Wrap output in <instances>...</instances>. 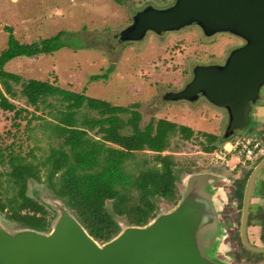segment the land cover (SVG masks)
Returning a JSON list of instances; mask_svg holds the SVG:
<instances>
[{"label":"rangeland","instance_id":"rangeland-1","mask_svg":"<svg viewBox=\"0 0 264 264\" xmlns=\"http://www.w3.org/2000/svg\"><path fill=\"white\" fill-rule=\"evenodd\" d=\"M173 1L0 0V51L6 47V26L11 27L18 42L26 43L52 36L60 30L65 31L66 35L62 39L66 44L64 47L49 54L15 57L5 62L3 68L19 74L24 80H47L63 88L105 99L114 105L130 106L137 102L141 112L140 126L151 118H164L190 127L193 135L189 139H182L179 135L171 136L168 148L162 152L173 155L176 161V183L182 189L181 178L186 172L209 167L207 163L210 155L201 151V144L206 143L205 137L196 132L214 133L223 137L227 112L203 96L188 102L169 100L164 95L168 91L181 89L191 79L195 65L223 62L242 40L226 32L205 36L195 24L160 34L147 31L137 41H121L117 38L119 31L131 23L136 11L146 5L164 8ZM77 45L80 46L75 47ZM106 72V78L90 79L92 75ZM14 89L17 96L11 98V101L15 109H0V191L8 184L6 179L10 168L7 159L10 154L39 159L57 141L50 133L48 123L34 117L41 115L51 119L46 114L47 109L34 111L19 95L20 86L14 85ZM258 103L261 112L264 110V91ZM91 115L95 114L91 112ZM220 116H223V122L216 123ZM261 116L262 120L257 122L251 119L250 125L254 128L252 134L261 142L264 154V135L261 134L264 133V114ZM204 122L203 126L199 124ZM88 134L95 138L100 136L94 130H88ZM240 134L242 130H237L228 139L232 140ZM149 153L145 150L136 152L135 156L140 160L141 157H148ZM259 159L249 163L250 168L246 167L243 171L239 166L231 173L224 172L228 175L227 179L219 183H222L228 200L223 207L218 208V219L227 232V235L222 234L216 245V259L220 261L234 264L264 261V256L254 254L242 246L238 234L241 197H237L234 189L236 181L249 173ZM129 167L132 168L133 164L129 163ZM26 193L42 203L49 212V226L45 231L50 230L58 216L55 204L63 202L43 182L34 179H28ZM154 200L158 207L157 214L174 205L160 198ZM232 202L237 205H232ZM106 206L110 207V202L107 201ZM115 218L120 225L127 224L122 218ZM0 221L11 229L22 227L6 219L1 212ZM229 221L231 223L227 224Z\"/></svg>","mask_w":264,"mask_h":264},{"label":"trees","instance_id":"trees-1","mask_svg":"<svg viewBox=\"0 0 264 264\" xmlns=\"http://www.w3.org/2000/svg\"><path fill=\"white\" fill-rule=\"evenodd\" d=\"M5 30L6 47L0 51V109H15L11 98L17 96L14 85H19V95L27 105L34 111L47 109L51 119L34 117L48 123L57 141L39 159L9 155L8 184L0 191V212L4 217L22 227L47 230L49 212L26 193L28 179L43 182L100 242L120 229L115 217L127 224L142 225L157 211L155 198L175 203L179 196L176 161L171 153L162 152L168 148L171 136L189 139L193 130L164 118H151L140 126L137 102L114 105L47 80H24L5 70L3 65L10 59L49 54L66 45L62 40L66 34L61 30L28 43L18 42L11 27L6 26ZM100 77L106 78L107 72L90 79ZM88 130L100 136L95 138ZM200 134L206 140L202 149L212 150L214 135ZM145 150L151 154L137 160L135 153ZM107 201L110 207L106 206Z\"/></svg>","mask_w":264,"mask_h":264},{"label":"water","instance_id":"water-1","mask_svg":"<svg viewBox=\"0 0 264 264\" xmlns=\"http://www.w3.org/2000/svg\"><path fill=\"white\" fill-rule=\"evenodd\" d=\"M191 24L205 35L229 32L244 44L232 49L222 64L195 65L191 79L164 96L188 101L203 96L227 112L225 136L237 130L252 134L250 103L264 85V0H174L164 8L146 5L117 38L137 41L147 31L160 34ZM263 167L264 154L245 181L240 206V240L255 253H264V245L251 244L246 227L254 180ZM189 175L190 180L193 174ZM204 175L209 182L218 178ZM213 175L215 179L210 178ZM202 194L207 196L203 186L196 191L188 186L170 209L155 213L142 225L119 224L118 232L101 243L62 203L55 204L58 216L48 231L11 229L0 221V264H228L214 256L221 228Z\"/></svg>","mask_w":264,"mask_h":264},{"label":"crops","instance_id":"crops-1","mask_svg":"<svg viewBox=\"0 0 264 264\" xmlns=\"http://www.w3.org/2000/svg\"><path fill=\"white\" fill-rule=\"evenodd\" d=\"M260 107L261 106L256 105L252 108V110H251L252 121L257 122L259 120H262L261 115L264 114V110L259 112ZM223 120H224L223 116H220V118L217 119L218 122H216V123H219L221 121L223 122ZM199 124H201L203 126L205 124V122L199 123ZM200 132H203V131H199L196 133H200ZM205 133H207V132H205ZM210 134L214 135V137H215V139L212 141L214 148L210 151H204L201 147V149H202L201 151L206 152L210 155V158L208 159V163H207V165L209 167L207 169H198V170H194V171H188L184 174V176L181 178L182 189H179V187L177 186L179 196H178V199L176 200V202L182 197V195L184 194V192L188 186H192V190H195V191L198 190L199 187L203 186L204 190L207 193V196L202 194L201 197H204L203 199L206 198L208 200V203L210 204L211 208L214 211L215 220L217 221L219 227L221 228L220 233H219L220 238H221L222 234L224 233V235H227V232H226V229L223 228V226L221 225V222L218 219V216H219L218 211L220 209L219 207H223V205H225L228 200H227L226 193L224 191V187H223L222 183L221 184H219V183L225 182L224 180L227 179L228 175L225 174L224 172L234 171L239 166L242 167L241 171H243V169H245L246 167L247 168H250V167H248L249 166L248 164L242 165V164L238 163L237 156L235 154L228 155L227 156V162L224 165L213 162L212 158H213V154L215 153V151L222 149V148L228 149L230 145H229L228 136H225L223 134V137H218L214 133H210ZM261 134L264 135V133H261ZM224 166H228V167L225 168ZM187 167H189V165ZM252 168L250 169L249 173L251 172ZM195 173H196V175H195ZM204 173H209L211 175L214 174L215 176L218 175V178L215 179L216 177L213 175L210 178L213 179V177H214L215 180H213L212 182L211 181L209 182L208 178L205 179V177H203V176H205ZM249 173H246L244 175V177H241L240 179H238V181H236V185H235L234 189H235L236 195H238L237 197L240 196L242 198L244 184H245V181H246ZM189 174H193L190 180H189V178H190ZM195 179H196V181H195ZM176 185H177V183H176ZM235 204L237 205V203H235ZM235 204H234V202H232V205L235 206ZM240 206H241V203H240ZM246 236L248 238V241L251 244L257 245V246L264 245V167L259 171V173L257 174V176L254 180V184H253V188H252V192H251L250 203H249ZM252 253L259 254L260 256H264V253H255V252H252ZM214 256H216V257L218 256V249L217 248H216ZM226 262L228 264H234L230 261H226ZM255 262L264 263L263 260H258ZM249 263H251V262H249ZM245 264H247V263H245Z\"/></svg>","mask_w":264,"mask_h":264},{"label":"built area","instance_id":"built-area-1","mask_svg":"<svg viewBox=\"0 0 264 264\" xmlns=\"http://www.w3.org/2000/svg\"><path fill=\"white\" fill-rule=\"evenodd\" d=\"M229 148L219 149L213 154V162L226 164L227 156L235 154L238 163L246 165L254 163L263 154L260 140L253 134H240L229 140Z\"/></svg>","mask_w":264,"mask_h":264},{"label":"flooded vegetation","instance_id":"flooded-vegetation-1","mask_svg":"<svg viewBox=\"0 0 264 264\" xmlns=\"http://www.w3.org/2000/svg\"><path fill=\"white\" fill-rule=\"evenodd\" d=\"M200 28V27H199ZM201 30V29H200ZM201 33H203V31L201 30ZM216 33H219V32H216ZM216 33H214V34H216ZM226 33H229V32H226ZM204 34V33H203ZM214 34H211V35H214ZM229 34H231V33H229ZM205 35V34H204ZM232 35H234V34H232ZM205 36H210V35H205ZM234 36H236V35H234ZM236 37H238V38H240L241 40H242V43H240L239 45H237V46H235L234 48H236V47H238V46H240V45H242V44H244V40L241 38V37H239V36H236ZM233 48V49H234ZM229 54V53H228ZM228 56V55H227ZM226 56V57H227ZM226 57H225V59H226ZM225 59L223 60V62H217V63H215L214 62V64H222V63H224V61H225ZM264 91V85L262 86V87H260V90H259V96H258V98H257V100L256 101H254L253 103H250V119H252V116H251V110H252V108L254 107V106H256V105H259V97H260V95L262 94V92ZM180 100V99H179ZM181 100H184V99H181ZM185 101H188V100H185ZM189 102V101H188ZM260 106V105H259ZM228 223H231V222H227V224ZM232 228V227H231ZM238 234H239V228H238ZM239 238H240V236H239ZM228 253V252H227Z\"/></svg>","mask_w":264,"mask_h":264}]
</instances>
